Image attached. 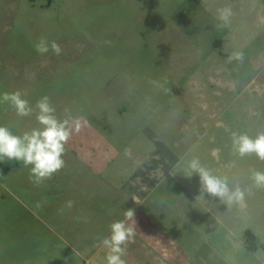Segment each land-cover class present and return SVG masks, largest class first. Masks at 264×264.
Masks as SVG:
<instances>
[{"label": "rangeland", "instance_id": "374dc122", "mask_svg": "<svg viewBox=\"0 0 264 264\" xmlns=\"http://www.w3.org/2000/svg\"><path fill=\"white\" fill-rule=\"evenodd\" d=\"M223 8L232 13L226 24ZM40 37L55 40L61 54H38L34 44ZM234 53L242 59L231 58ZM16 90L33 107L47 95L57 117L71 119L64 161L72 164L93 148L98 157L108 141L118 153L111 154L115 161L106 174L119 173L125 164L129 178L142 168L136 191L144 198L158 179L151 143H163L181 160L160 186L174 183L169 205L175 208L167 215L164 206L157 223L166 240L147 225L144 250L200 255L205 264H231L233 257L243 264L248 252L260 261L251 264L264 261V187L251 179L252 170L264 172V160L240 157L231 137L264 132V0H0V93ZM35 116V108L19 117L0 103V125L15 134L39 127ZM92 129V144L82 150L79 142ZM193 158L226 178L229 188L239 186L243 201L202 194L198 174L188 167ZM164 160L161 176L171 169ZM78 166L91 176L88 165ZM100 174L93 200L92 187L79 183L87 193L78 200L94 206L77 212L66 205L70 197L55 174L37 184L22 162H0V264L87 249L107 254L98 238L110 235L109 225L124 219L128 208L103 196L105 184L119 180H101L107 175ZM165 215L173 223L168 230ZM214 253L228 261H214Z\"/></svg>", "mask_w": 264, "mask_h": 264}, {"label": "clouds", "instance_id": "9594fccd", "mask_svg": "<svg viewBox=\"0 0 264 264\" xmlns=\"http://www.w3.org/2000/svg\"><path fill=\"white\" fill-rule=\"evenodd\" d=\"M231 14L230 8H223L220 10V19L226 24ZM34 49L40 55L51 51L59 56L62 52L55 40L49 41L46 37H40L34 44ZM231 58L242 59V53H234ZM0 103L9 104L19 117L31 116L35 108V118L39 125L22 134H15L8 126L0 125V162H22L25 167H29L30 177L37 184L62 170L65 166V146L73 132L71 119L58 118L56 108L47 95L40 97L33 107L28 99L23 98L20 90L5 91L0 93ZM231 137L233 150L240 157L255 154L259 160H264V132L258 133L255 138L247 133L233 132ZM188 167L191 173L198 174L202 194L219 197L228 203L243 201L244 192L239 186L229 188L226 178L213 175L201 165L198 158L191 159ZM251 179L257 187H264V172L252 170ZM133 199L136 200L135 197ZM109 229L110 235L98 238L107 249L106 264H127L124 257L127 255L128 245L134 243L136 235L134 210L125 211L124 219L112 222Z\"/></svg>", "mask_w": 264, "mask_h": 264}, {"label": "crops", "instance_id": "0c3cea01", "mask_svg": "<svg viewBox=\"0 0 264 264\" xmlns=\"http://www.w3.org/2000/svg\"><path fill=\"white\" fill-rule=\"evenodd\" d=\"M133 128L135 130V127ZM86 130H89V129H86ZM91 131L92 132H84L83 135H85L86 139L79 142L80 144L79 147L81 146L88 147L89 144H92V140L90 141L89 139L94 138V131L93 129ZM96 135L100 137L102 136L99 133H97ZM151 146H152L153 151L151 152L149 156L152 158L153 161H155V165L157 166V167L155 166L156 168L154 172L156 173V176L158 177V179H157V182L150 189V194L149 196H146L147 198L146 197L144 198L143 195L139 194L136 191V189L138 188V185H141L140 182H141V176H142L141 175L142 168L140 167L136 169V171H134V173L129 178H126L125 172H124L126 168L124 164L122 165V169L120 170L119 173L117 174L109 173V175L112 178L113 177L118 178L119 184L112 185L110 184V182H107V184H105V190L107 191L106 192L107 194L104 192L103 196H106L107 198L113 197L116 199L114 201H117L120 206H125L128 209L134 210L135 231H136L135 240H134V243H131L128 245V252H127V255L124 257V259L126 260L127 264H202V263L205 264V262H207L206 258L200 255H197L195 257H191V256L182 257L181 255L175 252L168 251L167 253H153V252H148L144 250V246H143L144 238L142 235H144L143 231L147 225L150 226L153 236L155 235L156 237L159 236L160 238L158 237V239H161V241L166 240L164 236L165 234L159 231L160 228L157 226V223L161 221L160 218H162L161 215L163 214L162 211H163V208H165L164 206L168 205V207L166 208L167 210L165 211V214L167 215L171 213L169 211H172L175 208L174 205L172 206L169 205V203L171 202L169 198L173 194L172 191L174 188L173 187L174 183L173 182H170V184L167 183L168 187H164V188H161L160 186L169 176L172 175V171H174V169L181 162V160L172 153L171 149H169L163 143H159L158 141L152 142ZM86 147H84V149L82 150H85ZM100 148L103 149L102 155L98 154V157H94L95 148H93L91 151L90 150H87V152L83 151L82 153L77 155L75 161L72 164L69 163V161L67 162L66 160L65 166L61 170L62 172L59 171L55 174L57 179H59L60 181L62 180L61 185L63 186L65 185L64 188L66 189L64 190H66L67 196L70 197L67 200L66 205L70 207L72 210L77 208V212H84L86 209L89 208V206H92V207L94 206L93 202L91 205H89L88 203H86V205H83V203L81 202L82 200L81 201L78 200V196L83 197L87 193L85 189L80 190L79 183L80 182L83 183L85 181L87 183L85 184L86 188L88 187V185L92 187L93 192H91V197L93 200L96 197V191H94L95 187L97 186L95 185V181H94L96 175L100 177L102 175L100 174L101 172L103 174H106V171H109L111 168L110 164L112 165L114 164L115 160L112 163L110 162L111 154L112 155L117 154L118 152L116 153L114 151L113 145L107 141V143H105ZM122 149H121L120 154H123L125 158V153L123 152ZM106 154L109 155L107 158L105 157ZM159 154H163V156L166 157L165 160L164 158L162 159L159 158ZM167 159L169 162H166V163H168V165L169 164L171 165V169L168 170L166 176H161L160 175V171H161L160 161L161 162L163 160L166 161ZM78 164L88 165L87 168L89 169H86V170L89 171L91 169L90 170V172L92 171L91 176L85 175V173H83L84 168L82 169V167H79ZM96 167L101 172L96 171ZM106 175L107 176H104L103 178H101V180H105V178H108V181H109L110 176L108 174ZM68 176L70 177L71 181H67V183L65 182L64 184L63 180L64 178L66 180ZM67 190H70V191H67ZM60 192H63V191L61 190ZM134 197L136 198V200L133 199ZM149 197H151V200L150 202L147 203L145 200H147ZM132 203L135 205H133ZM85 207L87 208L85 209ZM146 208L150 210L149 211L150 213L148 212ZM144 210L146 214H143ZM139 212L141 213V215H139V218L137 219L136 214ZM148 213L151 214L150 220H147ZM167 215L165 216L167 217L166 221L168 222L164 227L168 230L170 229V226H172L171 224L173 223L170 222V217ZM217 241L223 242V238L220 241L219 240ZM241 250H244V249H241ZM242 255L243 256H242L241 261L243 264H251V262L256 256L254 253H250V252L244 253ZM105 256L106 254H103L101 252L91 253L87 249V251L85 252H76L75 254L64 255L60 257L51 256L48 259L45 258V259H41L37 261L32 260L30 257H27L26 264H106ZM212 257L214 261L216 260L215 257L222 259V261H228V258L225 259V257L217 253H214V256ZM255 260L257 262H260L256 258ZM229 261L231 264H238L237 261L239 262L240 260H236V258L233 257Z\"/></svg>", "mask_w": 264, "mask_h": 264}, {"label": "trees", "instance_id": "16d2710c", "mask_svg": "<svg viewBox=\"0 0 264 264\" xmlns=\"http://www.w3.org/2000/svg\"><path fill=\"white\" fill-rule=\"evenodd\" d=\"M246 237L250 239V241L252 242H256V236L251 234V233H247ZM249 249H251V247H249Z\"/></svg>", "mask_w": 264, "mask_h": 264}]
</instances>
